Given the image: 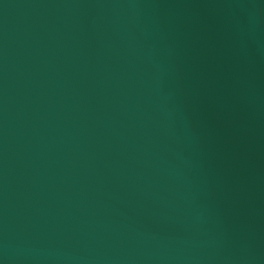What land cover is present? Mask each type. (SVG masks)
<instances>
[{
    "label": "water",
    "instance_id": "water-1",
    "mask_svg": "<svg viewBox=\"0 0 264 264\" xmlns=\"http://www.w3.org/2000/svg\"><path fill=\"white\" fill-rule=\"evenodd\" d=\"M0 264H264V0H0Z\"/></svg>",
    "mask_w": 264,
    "mask_h": 264
}]
</instances>
